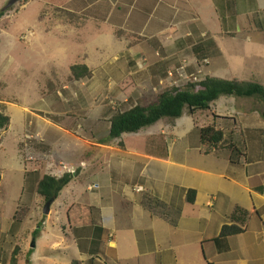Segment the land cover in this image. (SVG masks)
I'll return each instance as SVG.
<instances>
[{
  "label": "crops",
  "instance_id": "0c3cea01",
  "mask_svg": "<svg viewBox=\"0 0 264 264\" xmlns=\"http://www.w3.org/2000/svg\"><path fill=\"white\" fill-rule=\"evenodd\" d=\"M122 2L120 8H135L146 40L163 48L193 40L195 59L216 61L208 73L220 78L239 79L229 65L236 46L224 35L264 32L251 29L248 19L264 17V0ZM223 97L230 107L218 106ZM236 99L222 95L209 110L184 111L136 133L98 138L94 146L86 141L80 172L53 202L68 208L71 226L53 247L68 238L63 251L74 254L70 264H264V111L246 103L239 111ZM208 125L224 132L211 148L200 138ZM155 141L166 142V157ZM67 162L48 174L74 172ZM189 190L195 191L192 203ZM225 225L240 231L222 236Z\"/></svg>",
  "mask_w": 264,
  "mask_h": 264
},
{
  "label": "rangeland",
  "instance_id": "374dc122",
  "mask_svg": "<svg viewBox=\"0 0 264 264\" xmlns=\"http://www.w3.org/2000/svg\"><path fill=\"white\" fill-rule=\"evenodd\" d=\"M9 1L0 0V110L10 117L0 134V264H9L15 248L19 264H70L68 238L53 247L71 227L68 208L52 203L43 214L37 179L64 159L78 175L86 141L112 140L114 114L200 82L216 61L195 59L193 40L171 48L146 40L135 8H120L122 0H17L7 7ZM224 36L236 46L229 53L236 76L264 86L256 73L264 72V32ZM74 64L87 65L91 76L75 80ZM235 97L239 111L244 103L264 111L259 96ZM227 98L218 106L230 107ZM155 142L166 151V142Z\"/></svg>",
  "mask_w": 264,
  "mask_h": 264
},
{
  "label": "trees",
  "instance_id": "16d2710c",
  "mask_svg": "<svg viewBox=\"0 0 264 264\" xmlns=\"http://www.w3.org/2000/svg\"><path fill=\"white\" fill-rule=\"evenodd\" d=\"M2 15L3 12H0V18ZM248 19L249 23L252 24L251 29L264 31V17L255 14L250 15ZM71 71L72 77L75 80L91 76L89 67L84 64H74L71 67ZM222 95L237 97L259 96L264 101V86L256 81L206 76L200 82L190 83L184 89H167L158 95L156 101L153 103L148 105L137 104L128 110L114 114L110 119L109 138H119L125 133H136L140 129L151 126L164 118L172 120L178 119L183 115L184 111L188 115H193L198 111L209 110L211 104ZM9 123L10 117L0 110V134L8 128ZM159 138L162 139L163 136ZM200 138L204 146L211 148L224 140V132L217 129L215 125H208L201 128ZM167 151L166 147L163 155ZM235 152L238 153L236 150ZM235 158L232 156L233 161H235ZM33 174L35 175L37 173L34 172ZM75 175V173L71 172H66L61 177L45 174L43 177L37 179L36 191L46 201L50 199H54L55 201ZM194 197L195 191L189 190L187 196L188 202L192 203ZM238 231H240V228L237 226L231 227L225 225L222 228L221 235L225 236ZM74 263L77 264V262L73 261ZM9 264H19L17 248L14 249Z\"/></svg>",
  "mask_w": 264,
  "mask_h": 264
},
{
  "label": "water",
  "instance_id": "95a60500",
  "mask_svg": "<svg viewBox=\"0 0 264 264\" xmlns=\"http://www.w3.org/2000/svg\"><path fill=\"white\" fill-rule=\"evenodd\" d=\"M17 0H10L7 4V7L12 6ZM54 199L48 200L43 208V214L48 215L50 213L51 205L53 203ZM36 244L35 242L32 243V246L34 247Z\"/></svg>",
  "mask_w": 264,
  "mask_h": 264
},
{
  "label": "built area",
  "instance_id": "2783aa9c",
  "mask_svg": "<svg viewBox=\"0 0 264 264\" xmlns=\"http://www.w3.org/2000/svg\"><path fill=\"white\" fill-rule=\"evenodd\" d=\"M64 168H66V166H64ZM137 190H142V187H138Z\"/></svg>",
  "mask_w": 264,
  "mask_h": 264
}]
</instances>
